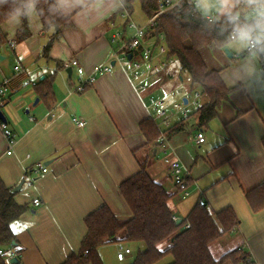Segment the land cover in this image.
<instances>
[{"label": "crops", "instance_id": "crops-1", "mask_svg": "<svg viewBox=\"0 0 264 264\" xmlns=\"http://www.w3.org/2000/svg\"><path fill=\"white\" fill-rule=\"evenodd\" d=\"M56 1L72 25L61 29L49 60L43 58V48L53 32H43L37 12L27 18L30 36L24 41L15 42L23 21L2 26L11 45L0 47L5 57L0 61V86L14 76L16 68L24 74L2 111L17 142L8 155L9 144L0 128V178L13 192L21 187L14 192L15 201L28 207L11 224L17 245L8 250L7 264H63L79 253L87 234L85 219L102 206L119 218H130L132 213L119 187L138 174L143 163L150 178L171 195L168 208L176 221L186 219L200 201L212 213L229 207L234 210L239 226L211 244L215 259L241 250L253 264H264V210L254 212L246 197L264 183L261 54L252 59L247 52L228 46L202 50L208 69L217 70L225 86L232 89L217 117L202 126L192 108H188V119L172 109L174 103L186 104L199 89L183 80L187 75L180 74L179 62L157 78L140 79L138 83L145 89L139 92L129 75V63L111 61L117 48L113 36L118 32L125 38L133 35L119 16L123 0ZM75 59L87 74L96 66L110 64L114 69L96 76L84 93H73L78 80L71 65ZM59 64L64 68L59 69ZM46 80L51 81L52 90L48 100L35 90ZM151 99L166 102L164 117L160 111L149 110ZM202 103H207L206 95ZM166 118H170L169 127L161 125ZM76 119L84 122V127H78ZM149 120L160 134L152 143L147 142L141 127ZM199 128L205 134L201 145L195 139ZM164 133L166 139L159 143ZM175 161L183 165L188 196L178 190L172 177L170 167ZM37 164L47 167V173H37ZM36 199L39 206L34 204ZM120 246L131 250L124 261L117 257ZM171 246L169 239L158 249L165 251ZM143 249L142 243L123 242L99 248L98 255L102 264H132ZM14 256L19 263L10 262ZM173 261L169 254L155 264Z\"/></svg>", "mask_w": 264, "mask_h": 264}, {"label": "trees", "instance_id": "trees-1", "mask_svg": "<svg viewBox=\"0 0 264 264\" xmlns=\"http://www.w3.org/2000/svg\"><path fill=\"white\" fill-rule=\"evenodd\" d=\"M160 1L123 0V3L131 15L134 13V5L139 3L149 20L159 11ZM10 6L11 3L0 7V14L6 12ZM36 12L43 32H53L43 48V58L49 60V53L55 40L60 37L61 29L70 27L72 23L70 17L61 12L56 0H36ZM2 28L0 26V47L3 44L10 46L11 43ZM227 34L219 32L218 26L203 19L194 6V0H184L178 9L159 16L155 26L147 33V38L156 42L161 36L165 37L170 54L179 62L180 74L189 76L193 85L198 84L206 95L207 103L195 113L202 126L217 117L221 104L231 96L232 89L225 86L217 70L215 72L208 69L202 57V50L205 48L226 47L224 40ZM29 36L27 18H24L23 27L18 31L15 42L24 41ZM260 54L262 57L263 53ZM58 68L64 67L59 64ZM22 77L21 74H14L7 86L8 93H0L1 111L12 100L16 92L14 88H18L19 79ZM50 88L49 80L35 86V90L45 100L52 94ZM141 127L147 142L152 143L159 138V131L150 120L142 123ZM262 144L264 147V137ZM119 189L132 216L128 219L119 218L107 206L89 214L85 219L87 234L79 253L71 255L63 264H102L98 255L99 248L123 242L144 245V249L138 252L132 264H155L169 254L174 258L172 264H226L229 261L253 264L249 254L241 250L228 252L220 259H215L211 254V244L239 226V220L231 207L212 213L199 203L186 219L177 224L178 221L168 208L171 195L150 178L144 163L141 171L122 182ZM15 194L0 178V264H7L8 250H13V245H17L11 224L28 209L15 201ZM246 197L254 212L264 210V183L247 192ZM169 239L172 240V246L160 251L158 245Z\"/></svg>", "mask_w": 264, "mask_h": 264}, {"label": "built area", "instance_id": "built-area-1", "mask_svg": "<svg viewBox=\"0 0 264 264\" xmlns=\"http://www.w3.org/2000/svg\"><path fill=\"white\" fill-rule=\"evenodd\" d=\"M184 0H161L159 5V11L148 20V22L144 26H138L132 20V15L126 10L124 3H122V8L119 13L121 19L125 20L127 23V27L133 31V35L130 38H125L122 32L116 33L112 41L114 44H118L116 48V52L112 55L111 61L114 60L115 63L123 64L129 63L130 68V77L133 83L135 84V88L137 91H143L145 89V85L141 82L138 83L140 79L143 78H155L174 65L178 64V60L175 56L170 54L169 49L165 44V37L161 36L158 39V42L155 40H150L147 38L148 31L155 26L156 19L159 18L162 14L172 11L174 9H178L181 3ZM195 6V3H194ZM131 55V58L129 56ZM262 58L264 59V53ZM73 68L76 69L78 80L77 85L74 88L73 93L82 94L86 91V89L93 85L96 81V76H101L105 74H110L114 67L109 65L106 66H96L92 73L87 74L85 69L80 65L78 60H73L71 62ZM263 68H264V61H263ZM58 72V70L56 71ZM22 75L24 72L18 68H16L15 75ZM185 82L193 85L192 79L187 76L183 79ZM10 83V79L4 80L3 84L0 86V93L6 94L8 93V84ZM196 89L193 91L192 98L187 99V103H174L172 105V109L174 113L180 115L184 119H188L191 117V113L189 112L188 108H192L195 113L199 112L203 107L202 100L205 97L202 89L195 84ZM167 104L164 100H157L151 99L148 105L149 110H154L156 112L160 111V115L164 117L166 112L164 109L166 108ZM170 118H166L163 120L161 125L165 127H169L170 125ZM78 127H84L85 123L76 119L75 121ZM160 126V125H159ZM1 131L4 133L7 142L9 144V151L7 152L8 155L12 154V149L15 143L17 142V135L12 131L7 123H2L0 125ZM165 136L161 134L159 139V143H163L165 140ZM196 142L198 145H201L205 142V134L202 129L199 128L196 134ZM171 174L174 179V182L180 192L184 193V196H188L189 193L187 192L188 189V182L184 176L183 172V165L179 161L172 162L171 164ZM37 173H47L48 168L44 167L43 164H37L34 168ZM34 204L39 206L40 200H34ZM201 206H205L204 201H200ZM189 225H187V228ZM120 251L117 254L119 261H124L126 255L131 253V250L128 248H124L120 246ZM88 253V252H87ZM86 253V254H87Z\"/></svg>", "mask_w": 264, "mask_h": 264}, {"label": "clouds", "instance_id": "clouds-1", "mask_svg": "<svg viewBox=\"0 0 264 264\" xmlns=\"http://www.w3.org/2000/svg\"><path fill=\"white\" fill-rule=\"evenodd\" d=\"M11 3L0 14V26L19 25L36 12V0H0V7ZM205 21L227 32L224 43L252 59L264 53V0H194Z\"/></svg>", "mask_w": 264, "mask_h": 264}, {"label": "rangeland", "instance_id": "rangeland-1", "mask_svg": "<svg viewBox=\"0 0 264 264\" xmlns=\"http://www.w3.org/2000/svg\"><path fill=\"white\" fill-rule=\"evenodd\" d=\"M133 22H134V20H135V22L136 23H138V24H145L146 22H147V20H148V18H146V16H145V14H144V12H143V10H142V8H141V5L139 4V3H136L135 5H134V13H133ZM144 26V25H143ZM116 45V47H118V44H115ZM0 64H2L1 62H0ZM1 75V74H0ZM162 75V74H161ZM160 76V75H159ZM159 76H157V77H159ZM157 77H155V78H157ZM181 91H178V94L180 93ZM174 100L176 101V100H178V98L176 97V98H174ZM170 108H171V106H170ZM164 136H166L167 134L166 133H164L163 134ZM110 257H112V255L110 256ZM128 262L129 261H127L126 263H124V264H128ZM109 264H116V262L115 261H109ZM117 264H118V262H117Z\"/></svg>", "mask_w": 264, "mask_h": 264}, {"label": "water", "instance_id": "water-1", "mask_svg": "<svg viewBox=\"0 0 264 264\" xmlns=\"http://www.w3.org/2000/svg\"><path fill=\"white\" fill-rule=\"evenodd\" d=\"M226 52L229 54V56H231V54L229 53L228 50H226ZM129 58H131V55L129 56ZM5 60V57H3L1 54H0V61H4ZM69 73L71 75L72 71L69 70ZM0 121H2V123H8L7 121V118L6 116H4V113L0 110ZM21 187H18V189H15L14 192H16L17 190H19ZM181 223V220H178V223L177 224H180ZM11 263H19V260L17 258H12L10 260Z\"/></svg>", "mask_w": 264, "mask_h": 264}, {"label": "snow or ice", "instance_id": "snow-or-ice-1", "mask_svg": "<svg viewBox=\"0 0 264 264\" xmlns=\"http://www.w3.org/2000/svg\"><path fill=\"white\" fill-rule=\"evenodd\" d=\"M14 227V229H15V226H13Z\"/></svg>", "mask_w": 264, "mask_h": 264}]
</instances>
